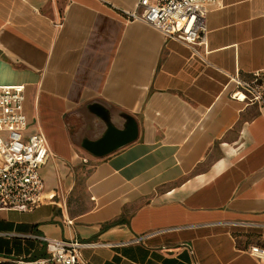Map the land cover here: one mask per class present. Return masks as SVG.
Returning <instances> with one entry per match:
<instances>
[{"label":"crops","instance_id":"1","mask_svg":"<svg viewBox=\"0 0 264 264\" xmlns=\"http://www.w3.org/2000/svg\"><path fill=\"white\" fill-rule=\"evenodd\" d=\"M136 1L0 0V86H23L50 195L0 205V264L45 256L43 236L91 243V264H263L264 109L236 91L264 71V0H215L196 51L126 18ZM87 103L90 138L100 109L136 138L85 151Z\"/></svg>","mask_w":264,"mask_h":264},{"label":"built area","instance_id":"2","mask_svg":"<svg viewBox=\"0 0 264 264\" xmlns=\"http://www.w3.org/2000/svg\"><path fill=\"white\" fill-rule=\"evenodd\" d=\"M215 0H137L126 18L148 24L166 38L190 47L207 39L206 13ZM243 99L264 109V71L249 82H239ZM22 85L0 86V205L31 209L49 201L43 193L39 169L49 156L46 137L38 127L27 130L23 111ZM69 222V221H68ZM47 254L32 261L18 259L13 264H91L80 257L79 249L91 243L41 237ZM139 238H135V241ZM248 253L264 264V245L252 244Z\"/></svg>","mask_w":264,"mask_h":264},{"label":"water","instance_id":"3","mask_svg":"<svg viewBox=\"0 0 264 264\" xmlns=\"http://www.w3.org/2000/svg\"><path fill=\"white\" fill-rule=\"evenodd\" d=\"M90 109V103L84 105L82 117L86 127L82 130L83 136L80 140L81 147L88 153L94 156H103L136 138L137 124L131 115L126 113L115 114V116L118 117L117 119L123 118L125 120L122 128H118L108 119L106 113L101 112V109L98 114L99 117H101L99 119L103 121V125L105 126L104 130L99 137L94 139L90 138L87 132L91 129L93 120L96 119L91 112L88 111Z\"/></svg>","mask_w":264,"mask_h":264},{"label":"bare ground","instance_id":"4","mask_svg":"<svg viewBox=\"0 0 264 264\" xmlns=\"http://www.w3.org/2000/svg\"><path fill=\"white\" fill-rule=\"evenodd\" d=\"M236 93H237V95H238L239 98H243L244 97L242 92H240V91L237 92L236 91Z\"/></svg>","mask_w":264,"mask_h":264},{"label":"rangeland","instance_id":"5","mask_svg":"<svg viewBox=\"0 0 264 264\" xmlns=\"http://www.w3.org/2000/svg\"><path fill=\"white\" fill-rule=\"evenodd\" d=\"M29 126L33 125V121L27 120Z\"/></svg>","mask_w":264,"mask_h":264}]
</instances>
